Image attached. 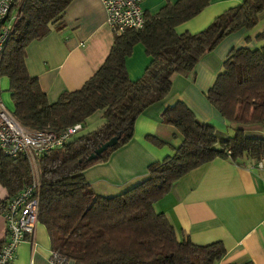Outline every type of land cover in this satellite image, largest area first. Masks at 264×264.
Here are the masks:
<instances>
[{
	"label": "trees",
	"instance_id": "16d2710c",
	"mask_svg": "<svg viewBox=\"0 0 264 264\" xmlns=\"http://www.w3.org/2000/svg\"><path fill=\"white\" fill-rule=\"evenodd\" d=\"M71 1L16 0L12 11L19 9V17L2 56V77L10 81L13 113L25 127L38 131H63L76 124L84 127L88 117L103 112V125L85 134L80 130L38 158L39 224L46 226L53 251L65 263L74 260L75 264H217L227 253L222 241L199 245L181 236L156 204L181 177L218 156L235 161L264 156V44L231 49L206 93L211 105L234 125L232 136L219 138L215 125L201 121L185 102L178 101L165 108L162 118L177 129L182 142L163 160L152 162L144 179L121 193L101 195L84 172L106 162L131 141L137 117L170 94L176 75L195 81L197 65L207 53L230 34L255 29L264 0H243L198 33H178L176 26L198 15L211 0H177L156 14L145 13L141 28L113 32L106 60L80 89L66 91L50 102L38 77L27 68V47L45 38L52 28L65 29ZM257 38L264 40V33ZM137 43L145 46L151 61L143 75L133 80L126 60ZM114 137H118L114 145L90 157ZM147 139L161 146L169 144L153 135ZM33 178L26 154L10 157L0 148V183L8 191L0 202L1 212ZM5 241L0 242V250Z\"/></svg>",
	"mask_w": 264,
	"mask_h": 264
},
{
	"label": "crops",
	"instance_id": "0c3cea01",
	"mask_svg": "<svg viewBox=\"0 0 264 264\" xmlns=\"http://www.w3.org/2000/svg\"><path fill=\"white\" fill-rule=\"evenodd\" d=\"M176 1L145 0L144 12L156 14L167 3ZM242 1L211 0L198 15L177 25L176 31L198 33ZM18 11L12 13L17 15ZM65 21L64 30L52 28L45 38L34 40L27 47V68L31 75L38 77L50 102H56L66 91L80 89L102 66L115 37L101 0H72L66 9ZM261 33H264V11L255 29L242 28L230 34L201 59L195 81L190 76L176 75L170 94L137 117L131 141L116 149L106 162L85 170L94 191L101 195L123 192L146 177L152 162L163 160L180 145L182 136L162 118L165 108L178 101L185 102L201 121L215 125L219 138L232 136L234 125L211 105L206 93L231 49L262 46L264 40L257 38ZM150 61L145 46L135 44L126 60L129 77L139 79ZM5 80L10 88L9 78L5 76ZM10 98L7 107L13 111L11 92ZM104 122L103 112L97 111L87 118L81 134ZM148 135L169 144L157 145L147 139ZM7 195V189L0 183V202ZM156 206L167 214L181 236H189L194 243L207 245L222 241L227 253L217 264H264V158L246 156L235 161L218 156L181 177ZM6 236L7 225L0 211V242ZM52 252L47 228L40 223L36 236L25 238L11 264H58L53 261ZM64 264H75V261Z\"/></svg>",
	"mask_w": 264,
	"mask_h": 264
},
{
	"label": "built area",
	"instance_id": "2783aa9c",
	"mask_svg": "<svg viewBox=\"0 0 264 264\" xmlns=\"http://www.w3.org/2000/svg\"><path fill=\"white\" fill-rule=\"evenodd\" d=\"M16 0H0V148L10 157L26 154L32 165L33 181L11 198L3 211L7 225L6 241L0 250V264L15 261L20 244L27 237L34 238L39 225L40 172L38 158L47 150L62 146L82 127L76 124L63 131L32 130L22 125L3 100L1 91L2 56L14 22L19 15L12 13ZM107 12V22L113 32L141 28L145 23V0H101ZM82 130V129H81ZM231 151H228V156ZM264 156L262 157V159ZM52 259L64 264L65 259L52 252Z\"/></svg>",
	"mask_w": 264,
	"mask_h": 264
},
{
	"label": "water",
	"instance_id": "95a60500",
	"mask_svg": "<svg viewBox=\"0 0 264 264\" xmlns=\"http://www.w3.org/2000/svg\"><path fill=\"white\" fill-rule=\"evenodd\" d=\"M118 140V137H114L111 140H109L108 142L100 145V147H98L92 154L90 157L94 158L96 157L98 154L102 153L103 151L107 150L110 146L114 145Z\"/></svg>",
	"mask_w": 264,
	"mask_h": 264
},
{
	"label": "rangeland",
	"instance_id": "374dc122",
	"mask_svg": "<svg viewBox=\"0 0 264 264\" xmlns=\"http://www.w3.org/2000/svg\"><path fill=\"white\" fill-rule=\"evenodd\" d=\"M214 82V81H213ZM1 91H2V95L4 96V102L7 105V103H11V98H10V91H9V87L6 84V80H5V76H3L2 79V84H1ZM82 129V128H81ZM80 129V130H81ZM79 133V132H78ZM76 136V135H75ZM37 234V233H36Z\"/></svg>",
	"mask_w": 264,
	"mask_h": 264
}]
</instances>
